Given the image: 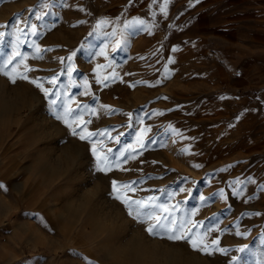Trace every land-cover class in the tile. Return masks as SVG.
Listing matches in <instances>:
<instances>
[{
  "label": "rangeland",
  "instance_id": "1",
  "mask_svg": "<svg viewBox=\"0 0 264 264\" xmlns=\"http://www.w3.org/2000/svg\"><path fill=\"white\" fill-rule=\"evenodd\" d=\"M163 4L0 0V64L15 49L9 69H32L16 83L0 74V218L12 217L0 224V264L264 261V0H168L166 14ZM65 104L70 121L82 113L77 131L91 121L87 132L101 133L92 139L110 171L56 118ZM114 180L179 219L195 212V231L231 251L150 236Z\"/></svg>",
  "mask_w": 264,
  "mask_h": 264
},
{
  "label": "snow or ice",
  "instance_id": "2",
  "mask_svg": "<svg viewBox=\"0 0 264 264\" xmlns=\"http://www.w3.org/2000/svg\"><path fill=\"white\" fill-rule=\"evenodd\" d=\"M153 2L155 3L156 0H153ZM167 3L168 0H164V4L160 8L161 12H164L165 14L167 11ZM44 6L50 7V5L47 4ZM36 19L41 20L43 19V16L37 15ZM17 23H19V21H17ZM101 23H106V21H102ZM134 23L135 25L143 26L144 21L138 20ZM25 25L31 27L32 35L38 34L37 25H27V22H25ZM132 26L134 25H125L126 28ZM0 27H6V25H0ZM4 36L5 33L0 32V43H3ZM17 39H19V37H17ZM176 50L177 49H173V51ZM20 55V52L14 49L13 53L5 59L4 63L0 64V74H3L8 77V79L12 83H16L17 78L28 80L29 77L26 75V73L32 70L28 68L27 65H25V74L17 73L16 67H12L11 69H9V65L12 64L13 61H15L16 58ZM75 55L76 52L74 51L72 55L69 56L67 59L71 61L72 56ZM69 75H71V69H69ZM30 82L33 83L44 94L45 98L49 97L50 95H53L50 89L44 88L43 84L39 83L37 80H31ZM48 83L53 84L55 86V84L57 83V77L53 76L51 79L48 80ZM55 95L59 97L60 94L55 93ZM48 103L51 106H55L57 104V100H49ZM63 108V113H57L56 118L62 120L67 125V127L71 129V134L73 136H78L80 140L88 141L90 144H92V155L96 158V168L98 171H110L113 167V163L115 162L112 161L108 155L101 156L97 151L96 142L92 139L95 136L101 135V133L87 132L86 124L90 123L91 121L85 122V126L81 127L80 131H77V128L73 127V123L75 122V120L80 119V115H82V113L80 115L75 116L70 121L69 118L73 116L74 110L69 108L67 104H65ZM52 110L55 111V108H53ZM77 127H80V125H77ZM84 132H87V135H84ZM134 183L135 182H132V184ZM237 183H239V181H237ZM132 184H120L118 187V182L114 180L112 181V191L115 194V198L120 200L124 204L125 208L128 211V215L131 216L138 223L146 225L145 230L150 236L167 238L168 240L174 242L185 241L191 246L194 251H200L201 254L204 255H212L215 252L227 254L229 251H231L230 249L219 247L218 240H212L210 243L206 242L203 239V237L206 236V233L195 231L196 229L202 226V222L193 223L190 219V216L195 215V212L190 213L189 218L179 219L175 214V206H166L164 204L158 203L157 197L149 196L144 199H132L131 197H127L125 194H122L119 191V189L122 188L125 191L134 192L135 188L132 187ZM0 187H3V185H0ZM241 190H237L236 194L238 195ZM181 191H183V189H181ZM220 195L221 197H223V190H221ZM201 199L203 200L204 198L201 197ZM161 213L164 214L162 215ZM189 224H191L190 228L188 227ZM236 234L241 235V233L239 232H237ZM260 243L264 244V236L260 238ZM246 249H248L247 245L235 249V251L244 254L246 253ZM230 264H247V262L244 261L243 256H232ZM258 264H264V261H260L258 262Z\"/></svg>",
  "mask_w": 264,
  "mask_h": 264
},
{
  "label": "bare ground",
  "instance_id": "3",
  "mask_svg": "<svg viewBox=\"0 0 264 264\" xmlns=\"http://www.w3.org/2000/svg\"><path fill=\"white\" fill-rule=\"evenodd\" d=\"M0 202H1V197H0ZM7 218V217H6ZM9 221H12V217H9L8 220H2L0 218V224H4L5 222H9Z\"/></svg>",
  "mask_w": 264,
  "mask_h": 264
}]
</instances>
